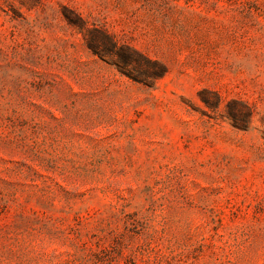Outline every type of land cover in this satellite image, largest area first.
<instances>
[{
  "label": "rangeland",
  "instance_id": "374dc122",
  "mask_svg": "<svg viewBox=\"0 0 264 264\" xmlns=\"http://www.w3.org/2000/svg\"><path fill=\"white\" fill-rule=\"evenodd\" d=\"M0 264H264V0H0Z\"/></svg>",
  "mask_w": 264,
  "mask_h": 264
}]
</instances>
